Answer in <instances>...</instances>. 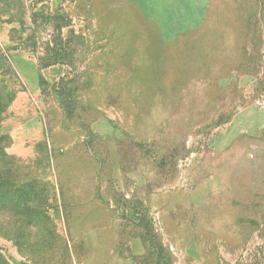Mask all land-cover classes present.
I'll return each mask as SVG.
<instances>
[{
    "label": "rangeland",
    "instance_id": "rangeland-1",
    "mask_svg": "<svg viewBox=\"0 0 264 264\" xmlns=\"http://www.w3.org/2000/svg\"><path fill=\"white\" fill-rule=\"evenodd\" d=\"M0 137V264H264V0H0Z\"/></svg>",
    "mask_w": 264,
    "mask_h": 264
},
{
    "label": "trees",
    "instance_id": "trees-1",
    "mask_svg": "<svg viewBox=\"0 0 264 264\" xmlns=\"http://www.w3.org/2000/svg\"><path fill=\"white\" fill-rule=\"evenodd\" d=\"M55 63H57V62L56 61H52V60H51V62H48V63H42L41 64V68H48V67L54 65ZM0 138H1V140L3 139L2 137H0ZM158 264H161L159 259H158Z\"/></svg>",
    "mask_w": 264,
    "mask_h": 264
}]
</instances>
